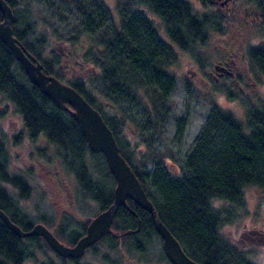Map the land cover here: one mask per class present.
I'll list each match as a JSON object with an SVG mask.
<instances>
[{
    "label": "trees",
    "instance_id": "obj_1",
    "mask_svg": "<svg viewBox=\"0 0 264 264\" xmlns=\"http://www.w3.org/2000/svg\"><path fill=\"white\" fill-rule=\"evenodd\" d=\"M5 1L14 13L12 33L24 51L42 64L45 73L72 86L98 110L157 216L184 252L202 264H256L230 243L221 228L233 221L237 207L244 204L246 186L264 191V101L243 104L244 121L213 105L191 149L180 161L172 154L165 155L156 141L165 122L174 116L170 111L175 79L167 71L176 59L174 46L196 56L197 47L205 44L210 33L225 32L222 17L199 12L190 0H114L113 10L102 0ZM148 10L161 20L168 41L158 35ZM46 31L71 44H76L82 35L90 37L89 47L77 62L90 63L94 72L85 78L64 80L55 68L58 60L42 56ZM246 53L264 74V45L249 46ZM0 94L21 115L29 138L42 135L55 145L56 157L72 171L82 193L97 202L98 212L105 209L113 200L114 178L102 153L88 148L73 117L29 82L22 65L1 41ZM177 120L179 134L185 118ZM126 122L137 131L134 145L142 141L147 148L139 158L133 156L135 146L120 134ZM85 152L101 157L95 167L100 177L95 176L94 167L92 170L88 166ZM38 155L53 161L47 152ZM4 184L16 187L20 197L29 194L26 176L9 171L5 143L0 139V208L23 230L30 229L34 223ZM214 200L226 203L215 206ZM126 204L118 206L112 232L89 247L108 237L109 247H115L126 236L142 238H135L130 245L139 251L153 246L154 236L161 246L151 215L131 198H126ZM48 217L41 214L39 220L50 223ZM138 220L137 232L123 234L126 229L136 228ZM86 225L73 224L66 218L55 231L50 230L60 241L72 245L85 232ZM36 245L50 248L41 236L19 237L0 220V264L37 260ZM160 252L164 257L162 246ZM38 264L55 262L47 258Z\"/></svg>",
    "mask_w": 264,
    "mask_h": 264
},
{
    "label": "rangeland",
    "instance_id": "obj_2",
    "mask_svg": "<svg viewBox=\"0 0 264 264\" xmlns=\"http://www.w3.org/2000/svg\"><path fill=\"white\" fill-rule=\"evenodd\" d=\"M102 1L111 10L114 9V0ZM192 5L199 10L197 1L192 0ZM150 17L158 35L168 41L161 20L156 15L151 14ZM244 30L245 26L237 34L233 26L229 22L226 23L225 32L210 33L205 44L197 47L196 56L174 46L176 59L167 68L175 79L170 111L174 116L165 122L164 129L156 140L160 144L159 149L165 155L172 154L178 161L187 155L213 105L231 111L239 120L244 121V105L255 103L260 99L264 101V77L252 70L253 65L246 58L244 50L246 41H249V34L258 35L253 39L257 41L263 37L264 30L259 33L251 30L252 33L249 29L245 33ZM46 35L47 40L42 56L47 59L55 57L58 60L55 68L60 70L64 80L85 78L94 72L90 63L83 65L77 62L89 47L90 37L82 35L76 44H71L56 39L49 31H46ZM227 58L233 59V76L219 75L214 68L215 63ZM104 110L109 114L108 108L104 107ZM0 112H2L0 113V139L5 143L9 171L24 174L30 185V191L26 197H20L16 187L8 184L4 186L17 201L26 217L33 223H43L53 231L66 218H69L73 224L86 225L89 217L98 213L97 202L82 193L72 171L66 169L59 156L56 157L55 145L42 135L33 140L30 139L21 115L1 94ZM183 116L185 124L181 132L177 134V119ZM120 134L129 144L134 145L137 131L132 125L126 122ZM127 147L130 148L129 145ZM133 149V156L136 158L147 151L142 141ZM42 152H47L53 161L48 162L47 159L39 158L38 153ZM100 159L98 155L93 156L85 152V160L92 170ZM25 173H29L30 176ZM94 174L101 176L98 167L95 168ZM113 184L115 185V181ZM213 203L215 206H220L226 202L214 200ZM41 214L49 216L51 222L39 220ZM261 228L264 230V191L257 186L248 185L244 189V204L237 207L233 221L223 225L221 231L230 243L243 250L251 261L264 264V242L255 236ZM249 231L254 232L252 238L255 240L246 238L245 233ZM135 238L142 240L140 236ZM135 238L123 237L115 247H109L111 241L109 237L104 238L94 246L88 247L79 258H63L50 248L36 245L37 260L27 259L24 264H38L39 261L47 258L53 259L55 264H170L160 252V242L155 236L152 241L153 246L145 251H139L130 246ZM40 244H42L41 240Z\"/></svg>",
    "mask_w": 264,
    "mask_h": 264
},
{
    "label": "water",
    "instance_id": "obj_3",
    "mask_svg": "<svg viewBox=\"0 0 264 264\" xmlns=\"http://www.w3.org/2000/svg\"><path fill=\"white\" fill-rule=\"evenodd\" d=\"M0 13L2 16L0 20V41L8 47L13 57L22 65L29 82L37 86L39 91L49 97L57 107L67 111L73 117L88 148L93 152L102 153L107 168L115 181L112 202L90 218L85 232L72 245L60 241L41 222L34 223L28 230H23L1 208L0 220L19 237L41 236L46 244L59 256L79 258L84 254L87 247L98 241L106 233L112 232L111 223L118 206H127L126 198H131L151 215L155 231L161 239L164 255L171 264H202L184 252L179 241L159 219L152 201L147 197L130 165L120 154L112 131L98 110L72 86L60 81L51 74L45 73L42 64L32 54L24 51L23 45L12 33L14 13L5 0H0ZM170 168L173 169L172 164ZM139 223L138 220L136 228L126 229L123 234L137 232ZM117 236L120 237V234H117Z\"/></svg>",
    "mask_w": 264,
    "mask_h": 264
},
{
    "label": "flooded vegetation",
    "instance_id": "obj_4",
    "mask_svg": "<svg viewBox=\"0 0 264 264\" xmlns=\"http://www.w3.org/2000/svg\"><path fill=\"white\" fill-rule=\"evenodd\" d=\"M192 2V0H190ZM199 3L198 11L202 13L212 12L216 17H222V23L226 28V23H230L235 33H239L245 26V33L247 30L254 31L255 33L262 32L264 30V3L261 0H193ZM147 14L155 15L147 11ZM151 19V17H150ZM238 30V32H236ZM251 31V32H252ZM253 33V32H252ZM236 34V35H237ZM242 35V34H241ZM258 35L249 34V41H246L244 47L245 56L252 63V70L257 71L262 77L264 74L254 63L253 59L246 53V49L249 46L264 45V35L261 39L253 41ZM233 59L227 58L226 60L218 61L214 64V68L219 75L228 74L234 75L232 71ZM20 226V225H19ZM21 227V226H20ZM258 234H255L256 238L264 242V230L261 228ZM247 239H251L254 236L253 231L245 233ZM23 238V237H22ZM255 240V238H252Z\"/></svg>",
    "mask_w": 264,
    "mask_h": 264
}]
</instances>
